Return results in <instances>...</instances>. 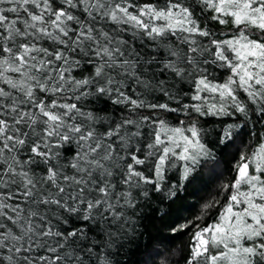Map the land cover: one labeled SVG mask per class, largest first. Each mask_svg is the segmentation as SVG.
I'll return each mask as SVG.
<instances>
[{
    "label": "snow or ice",
    "instance_id": "1",
    "mask_svg": "<svg viewBox=\"0 0 264 264\" xmlns=\"http://www.w3.org/2000/svg\"><path fill=\"white\" fill-rule=\"evenodd\" d=\"M253 120L264 0H0V264H147L141 209L163 220ZM234 160L184 264H264V135Z\"/></svg>",
    "mask_w": 264,
    "mask_h": 264
},
{
    "label": "trees",
    "instance_id": "2",
    "mask_svg": "<svg viewBox=\"0 0 264 264\" xmlns=\"http://www.w3.org/2000/svg\"><path fill=\"white\" fill-rule=\"evenodd\" d=\"M168 119L170 123L175 122L172 116ZM221 119L228 120L229 123L234 122L228 117H217L214 120L206 117L205 120L210 121L209 123L201 121L202 127L210 131L208 139H215V130L220 127ZM239 122L243 123V121ZM257 134L264 135V125L256 124L253 120L224 157H219L217 151L219 163L210 162L201 170L196 180L185 183L182 195L171 205L170 214L163 220L160 219V213L156 212L155 208L160 206L167 209V203L161 206L158 200H153L150 206L146 205L141 209L138 227L140 232H143V239L140 241V251L133 257L134 260H147V264H184L182 257L192 243L193 234L198 228H203L216 220L221 205L225 203L227 192L221 189L223 185L230 183L235 175L233 171L235 153L238 149L247 152L252 144H255ZM245 141L251 143H245ZM168 176L173 184H177L180 181V169H172ZM216 201L219 203H215ZM209 204L214 206L206 207ZM185 224L187 227L182 231H173V228H179ZM149 240L152 241L151 247L145 250L144 245Z\"/></svg>",
    "mask_w": 264,
    "mask_h": 264
}]
</instances>
